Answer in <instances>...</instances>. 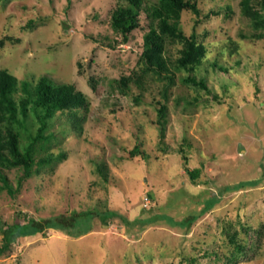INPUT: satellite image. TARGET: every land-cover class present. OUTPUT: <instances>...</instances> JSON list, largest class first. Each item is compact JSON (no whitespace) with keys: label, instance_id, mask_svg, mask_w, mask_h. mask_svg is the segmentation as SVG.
I'll return each mask as SVG.
<instances>
[{"label":"rangeland","instance_id":"1","mask_svg":"<svg viewBox=\"0 0 264 264\" xmlns=\"http://www.w3.org/2000/svg\"><path fill=\"white\" fill-rule=\"evenodd\" d=\"M225 3L232 17L221 12L195 27L206 47L196 74L206 77L217 100L184 82L183 70L166 97L165 81L150 72L144 90L130 84L122 93L110 83L139 70L147 30L141 13V28L122 43L110 25L116 0H0V69L18 80L47 76L73 84L88 104L79 110L78 132L63 116L49 129L57 135L53 151L65 157L40 167L14 196L0 187V221L87 208L117 214L94 216L89 224L76 218L74 229H89L78 237L48 228L18 239L0 264H264V38L240 36L263 30L240 13L239 0H198V7L204 15ZM196 19L183 10L186 34ZM214 61L227 71H215ZM160 102L166 105L162 135ZM135 145L139 154L131 157ZM96 162L105 164L107 180ZM192 169H199L194 180ZM3 171L15 187L22 171ZM213 197L219 198L186 230L187 217Z\"/></svg>","mask_w":264,"mask_h":264},{"label":"trees","instance_id":"2","mask_svg":"<svg viewBox=\"0 0 264 264\" xmlns=\"http://www.w3.org/2000/svg\"><path fill=\"white\" fill-rule=\"evenodd\" d=\"M220 6L201 15L198 0H156L151 3L145 0H116V5L111 12L110 25L112 30L121 36L122 43L127 42L133 30L141 28V13L145 14L147 30L142 34L143 48L138 57L139 70H134L130 75H122L118 80H111L110 83L114 82V86L122 93L128 90L130 84L143 87L144 90V76L150 72L152 76L165 81L161 95L166 97V89L173 83L175 72L183 70L189 73L182 78L184 82L212 94L206 84V77L196 74L205 57L206 47L195 27L198 22L208 20L221 12H224L227 17H232L230 3ZM239 8L240 13L249 20L255 30L258 28L263 30L257 33H241L240 36L264 38V0H239ZM183 10H190L197 17L189 34H186L180 25ZM109 45L112 46L110 43ZM232 50L235 48L233 47ZM211 66L215 71H227L225 65L217 61L212 62ZM212 96L217 99V95L212 94ZM140 97L141 95H137L135 100L138 101ZM87 107L85 95L73 84L56 83L47 76H40L34 83L29 80H18L7 69H0V187L14 196L21 189L22 182L31 177L40 167L65 157L63 151H53L52 141L57 139V135L49 129L53 124L56 126L63 122L67 125L71 124L78 132L84 119L79 110L85 111ZM165 114L166 105L160 102L157 109V124L161 135ZM61 116L64 117L62 122H57ZM138 154V145H135L129 151V155L133 157ZM10 168H18L22 171L15 187L3 171ZM95 169L103 180H107L108 170L103 162H96ZM188 175L191 180H194L199 175V169L189 170ZM257 182L256 180L239 182L228 184L223 188L224 190L239 189ZM218 198L213 197L206 202L204 209L199 213L189 215L188 223L186 226L183 225L186 230L200 214L209 210ZM114 215L117 214L112 210L87 208L70 215L28 218L24 223L0 221L2 233L0 255L8 252L18 239L33 236L48 228L60 230L72 237L81 236L89 229H74L76 218L89 224L92 223L94 216L107 218ZM234 246L236 253L241 251V245Z\"/></svg>","mask_w":264,"mask_h":264}]
</instances>
